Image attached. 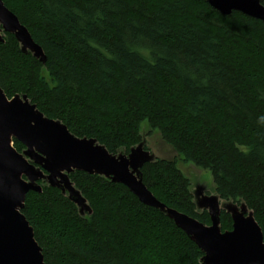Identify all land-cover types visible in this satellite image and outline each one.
Here are the masks:
<instances>
[{
	"label": "trees",
	"instance_id": "obj_1",
	"mask_svg": "<svg viewBox=\"0 0 264 264\" xmlns=\"http://www.w3.org/2000/svg\"><path fill=\"white\" fill-rule=\"evenodd\" d=\"M3 1L47 56L42 62L5 34L0 86L9 98L27 95L113 154L144 142L147 124L177 154L142 167L161 202L211 224L179 165L193 163L210 170L222 200L245 203L264 233L261 20L222 15L207 0ZM70 177L91 214L51 186L28 192L22 209L44 264H202L203 251L174 220L125 185L82 171ZM232 225L222 210V230Z\"/></svg>",
	"mask_w": 264,
	"mask_h": 264
},
{
	"label": "water",
	"instance_id": "obj_2",
	"mask_svg": "<svg viewBox=\"0 0 264 264\" xmlns=\"http://www.w3.org/2000/svg\"><path fill=\"white\" fill-rule=\"evenodd\" d=\"M207 2L222 15L240 12L264 23L262 0ZM6 33L15 35L23 51L46 62L42 46L0 0V42H5ZM15 139L25 146L22 152L14 146ZM157 158L144 142L129 154H113L97 139L78 137L60 120L47 117L27 95L9 98L0 86V264H44L34 228L22 212L28 192L43 191L40 180L67 194L81 214L92 213L88 200L70 178L75 171L123 184L143 204L164 212L203 251L202 264H264V233L245 203L227 202L221 207L219 195L195 197L198 209L208 210L210 225L168 207L143 180L142 167ZM222 210L231 214L230 230H222Z\"/></svg>",
	"mask_w": 264,
	"mask_h": 264
},
{
	"label": "rangeland",
	"instance_id": "obj_3",
	"mask_svg": "<svg viewBox=\"0 0 264 264\" xmlns=\"http://www.w3.org/2000/svg\"><path fill=\"white\" fill-rule=\"evenodd\" d=\"M142 132L144 136V143L149 148L148 150H150L152 153H156L158 157L170 159L176 157V152L173 151V149L162 140L160 132L149 131L147 124L143 125ZM179 165L181 166L183 173L189 178L190 191L194 194V197H196V199H201L202 196L206 195H217L215 192L213 177L209 169L204 170L194 165L193 163H181ZM39 184H41L42 186H49L46 180H40ZM226 203L227 202L225 200H220L221 207H225ZM204 210L206 209H198L200 213Z\"/></svg>",
	"mask_w": 264,
	"mask_h": 264
}]
</instances>
